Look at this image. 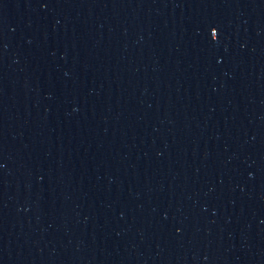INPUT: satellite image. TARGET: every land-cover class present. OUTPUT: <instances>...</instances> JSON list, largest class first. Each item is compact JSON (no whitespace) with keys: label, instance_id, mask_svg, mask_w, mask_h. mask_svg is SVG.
<instances>
[{"label":"water","instance_id":"water-1","mask_svg":"<svg viewBox=\"0 0 264 264\" xmlns=\"http://www.w3.org/2000/svg\"><path fill=\"white\" fill-rule=\"evenodd\" d=\"M0 264H264V0H0Z\"/></svg>","mask_w":264,"mask_h":264}]
</instances>
